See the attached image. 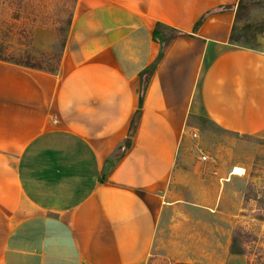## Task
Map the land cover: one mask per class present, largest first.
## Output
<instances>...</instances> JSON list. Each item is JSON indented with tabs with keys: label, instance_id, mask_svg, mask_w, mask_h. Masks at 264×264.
<instances>
[{
	"label": "crops",
	"instance_id": "0c3cea01",
	"mask_svg": "<svg viewBox=\"0 0 264 264\" xmlns=\"http://www.w3.org/2000/svg\"><path fill=\"white\" fill-rule=\"evenodd\" d=\"M238 1L75 0L54 74L0 61V264H144L196 117L264 132V49L229 43ZM156 23L188 36L163 52L103 179L159 55Z\"/></svg>",
	"mask_w": 264,
	"mask_h": 264
},
{
	"label": "rangeland",
	"instance_id": "374dc122",
	"mask_svg": "<svg viewBox=\"0 0 264 264\" xmlns=\"http://www.w3.org/2000/svg\"><path fill=\"white\" fill-rule=\"evenodd\" d=\"M248 8L236 27L252 26L253 48L264 49V2ZM72 9L73 0H0V56L53 68L58 41L48 53L45 41L65 28ZM202 129L194 139L188 132L185 157L164 186L170 205L144 264H264V132ZM202 155L209 161L200 163ZM234 168L243 174L232 175ZM234 230L243 234L245 255L228 254Z\"/></svg>",
	"mask_w": 264,
	"mask_h": 264
},
{
	"label": "trees",
	"instance_id": "16d2710c",
	"mask_svg": "<svg viewBox=\"0 0 264 264\" xmlns=\"http://www.w3.org/2000/svg\"><path fill=\"white\" fill-rule=\"evenodd\" d=\"M75 0H73L74 2ZM264 2V0H263ZM254 4V0L250 1H245V0H239L236 6L235 10V18H234V24L232 27V31L229 37V43L231 45L237 46V47H243L247 49H254L253 48V43L255 44V37L248 35V32L251 31V27L249 24L246 26H243L241 29L237 28L236 25L240 21L241 16L246 12L249 8V6H252ZM71 17L66 22L65 28H59L58 29V35H57V44H58V58L55 66L49 67V68H42L41 66L34 65L32 64V59L30 57L26 58H5L0 56V61L5 62V63H10L16 66H21L24 68L28 69H33L37 71H42L50 74H54L57 70L58 62H59V57L61 55V52L64 48L65 44V39H66V34L68 31V27L70 25ZM263 31V29H261ZM261 34V32H259ZM187 34H184L176 29L169 28L165 25H162L160 23H156L153 30H152V40L157 42L159 44V55L156 58V60L148 66L145 70H143L140 75V90H139V101H138V110L135 112L130 125H129V131L127 134V138L123 144L122 150L116 153L112 158L108 159L105 164V171L103 173V179L104 177L109 173L111 169L115 166V164L126 154V152L130 149L132 139L135 135L137 126H138V121L140 117V110L142 107V101H143V95L146 90V86L148 83L149 78L151 77L152 73L155 70V67L160 60V58L163 55V52L165 49L168 47V45L175 39L179 37H187ZM43 57L45 59H49L50 56L44 55ZM196 122L199 123L200 127L199 129L203 130L202 128L208 127V126H213L212 122L207 119L206 117H196ZM233 235L231 236L230 244L228 247V254L232 256H242L245 255L246 249L244 248L243 245H245V241L243 240V234L239 232L238 230H234ZM245 237V236H244Z\"/></svg>",
	"mask_w": 264,
	"mask_h": 264
},
{
	"label": "built area",
	"instance_id": "2783aa9c",
	"mask_svg": "<svg viewBox=\"0 0 264 264\" xmlns=\"http://www.w3.org/2000/svg\"><path fill=\"white\" fill-rule=\"evenodd\" d=\"M191 132H192V135L191 136H192L193 139L198 137V130H191ZM208 161H209V159L205 155H202L199 158V162L200 163H206Z\"/></svg>",
	"mask_w": 264,
	"mask_h": 264
},
{
	"label": "bare ground",
	"instance_id": "6f19581e",
	"mask_svg": "<svg viewBox=\"0 0 264 264\" xmlns=\"http://www.w3.org/2000/svg\"><path fill=\"white\" fill-rule=\"evenodd\" d=\"M242 174H243V170H241L239 168H234L233 169L232 175L239 176V175H242Z\"/></svg>",
	"mask_w": 264,
	"mask_h": 264
}]
</instances>
